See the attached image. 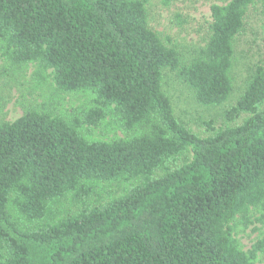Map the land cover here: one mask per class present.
<instances>
[{"label": "trees", "instance_id": "1", "mask_svg": "<svg viewBox=\"0 0 264 264\" xmlns=\"http://www.w3.org/2000/svg\"><path fill=\"white\" fill-rule=\"evenodd\" d=\"M146 2L0 0L3 54L91 95L69 118L0 124V264H253L264 252V236L248 253L233 237L237 219L264 213V68L224 113L249 117L205 138L161 91L169 69L197 103L223 105L234 41L249 7L264 21V0L211 6L209 40L182 66L148 28ZM103 125L123 136L92 138Z\"/></svg>", "mask_w": 264, "mask_h": 264}, {"label": "rangeland", "instance_id": "2", "mask_svg": "<svg viewBox=\"0 0 264 264\" xmlns=\"http://www.w3.org/2000/svg\"><path fill=\"white\" fill-rule=\"evenodd\" d=\"M229 1L175 0L165 5L162 0H147V26L158 35L166 47L176 51L182 66L189 63L209 40L211 6H222ZM263 26L260 6L255 4L249 7L243 30L233 44V66L230 74L232 92L221 106L200 105L193 91L178 77L177 71H163L161 91L169 99L177 121L193 134L205 138L210 136L213 130L238 126L249 117L245 114L230 122L225 119L224 113L234 106L243 94L256 67L264 68ZM37 69L36 64L12 63L0 48V124L11 123L27 112L69 118L90 108L91 95L59 92L54 84L52 72L46 71L43 74L44 81L40 82L36 77ZM259 111H264V103ZM93 133L95 136L92 138L105 141L123 136L117 126L113 128L103 125ZM233 226L234 239L240 249L248 253L264 236V213L253 210L246 221L237 219ZM253 264H264V252L255 253Z\"/></svg>", "mask_w": 264, "mask_h": 264}]
</instances>
